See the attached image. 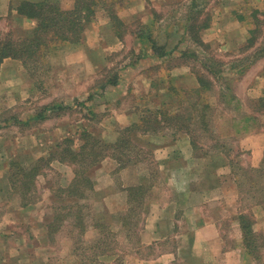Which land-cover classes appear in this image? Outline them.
<instances>
[{
	"label": "crops",
	"instance_id": "obj_1",
	"mask_svg": "<svg viewBox=\"0 0 264 264\" xmlns=\"http://www.w3.org/2000/svg\"><path fill=\"white\" fill-rule=\"evenodd\" d=\"M43 1L0 0V22H4L1 28H4V25H9L7 29L0 30V42L7 41V39L18 42L26 38L36 27V21L19 14L18 7L23 2L39 3ZM149 1L155 5L160 2V0ZM161 1L165 4L168 1L176 0ZM137 2L139 0H129L125 6V12H121V10L114 13V17L116 16L120 22L115 23L112 19L113 15L92 17L83 24L81 38L78 42L72 39L58 42L49 50H44L39 58H35V60L40 59L45 62L47 67L54 72L56 70L63 78L67 77L70 79L69 81H73L76 58L79 63L83 61V70L86 69V66L91 70L93 59L97 62L101 60L99 59L101 57L102 63H104V58L109 59L108 56H111L113 50L112 45L107 44L108 37L112 39V42L116 41L114 43L116 46L122 43L123 36L120 37L121 32L117 33L116 29L130 27L129 29L132 30L133 26H130L131 23L129 22L136 17H142V15H145L149 20L146 27L150 33L137 35L134 31L130 32L134 34L129 38L128 48L129 55L134 57V61L130 64H124L123 69H120L122 71H118L117 81H114L111 88L93 89L92 86L80 88L78 91L76 90V98L74 88L64 90L61 100H57L58 103L65 104L63 118H59L56 123L52 124L50 130L54 128L53 131L45 130L43 127L44 122L49 121H40V123L36 121L43 116L42 112L48 113L49 108L52 109L58 103L55 102L50 105L47 103L44 105L45 110L43 109L38 113L37 108L32 106L33 102L29 101L34 93L33 88H26L30 94V99L22 102V105H31V107H26L25 115L16 117L15 120L17 126L23 128L22 137H6L5 140L13 150L9 149V154L5 155L3 164H1L3 176L0 177L5 178L6 183H2L5 181L0 178V264H60V258L57 255L62 249V252H66L65 255L68 256L67 262L69 264H76L77 262L75 240L67 238V241L66 239L64 241V237L60 238V235H57L55 242L53 237H50L48 229L50 222L48 224H44V222L51 221L53 215L51 218L49 217L50 213L47 212L43 198L32 196L37 190V179L44 176L43 169L35 177L29 193V191H24L25 189L21 190L13 182L12 167L14 162L24 168L26 172L40 159L54 158L53 156L66 140L74 139L76 134L83 131L90 132L89 130H93L99 134V140L105 144H115L123 136L119 134V131L132 129L135 125L142 126L147 119H152L151 127H147L146 130L142 129L138 134H135L138 140H135L133 144L134 151H130L128 154L114 148L108 150L106 154L109 155L101 158L96 165L88 170L92 190L86 192L84 199L67 197L65 202L89 206L95 219L99 218L100 222L106 217L112 220L110 228L113 227L111 229H114L112 236L117 241L115 242L116 246L114 245L115 248L111 249L110 255H108L109 252H106L107 250H102L98 254L99 263L97 264H109L110 261H112L111 264H247L246 258H249L250 261L249 252L244 246L239 219L243 214L240 212L232 213L230 207L227 206L229 214L225 218V223L222 224L219 222L217 206L212 209V212L210 210L215 205L217 196L224 194L226 192L224 190L233 186V183L222 179L223 176H221L222 178L219 176L217 173L219 167L214 168L217 169L215 172L216 180L200 179L198 172L197 165L203 162L206 163L203 168L209 169L207 167L211 165L212 151L217 144H214L210 150L201 148V145L196 143V138L194 140L190 136L189 127L179 131L178 128L181 124L176 126L180 123L179 121L174 125L172 122L166 125L167 121L172 120L171 114L175 111H172V102L169 103L170 97L172 98L171 86L181 97L190 91L198 95L197 100L191 103V107L197 113L199 112L197 117L201 121L204 116L201 118L199 115L203 114L201 113L203 110L214 112L213 106L216 105L214 104L216 98L213 94L215 89L221 91L223 88H214L212 83L209 84L210 87L208 86L205 95L207 101H204V91L200 92L201 88L198 81V76L204 77V75L198 71H193L191 65L188 64L189 48L187 45L184 46L188 42V35L185 30L187 20L177 15L181 3H178L177 6L173 5L169 9H165V7L164 13L169 14L166 17V15L160 14L158 7L149 6L147 11H136L137 8L134 4ZM60 7L65 10L71 8V6L66 8L63 5ZM217 9V12L210 13L212 16L210 25L201 32V40L204 43L210 45L214 42L213 35L206 38L205 33H214L216 29L219 31L226 29L225 26L228 22H238L239 26L234 31L236 33L238 31L239 35L241 33L242 36L246 33L249 25L246 24L247 22H241L236 18L234 15L236 11L233 9L225 10L218 6ZM173 16H175L174 19ZM174 26H177V30H182L178 40L172 38L171 29ZM15 27L16 29L21 28V36L12 35L15 32ZM161 29L165 30V35L161 37L164 39L163 41H157L158 38H151L152 30L159 33ZM93 32L100 33L97 36L99 40L97 44L95 41H91ZM229 39L231 40L225 41L237 45L236 34ZM245 40L246 35L244 42ZM188 44L190 45V42ZM182 45L183 47H181ZM93 46L101 52L99 58H93V55L96 56ZM155 46L161 47L164 52L159 53ZM236 48L238 47L234 46L230 49ZM47 50L48 53H46ZM107 50L108 53H106ZM76 51L82 52V55L77 54ZM27 60V57L20 59L6 57L0 63V72L7 67H5L6 63L11 65L14 63L15 66H18V63L21 62L25 66ZM57 60L60 61V66L54 68L53 65ZM69 61L73 64H70ZM173 61L176 62V65L173 64ZM122 72L130 77L121 76L123 75ZM80 73L82 74V72ZM88 75L91 76L89 71ZM82 76L86 78L87 74L84 72ZM53 78L56 80L54 76ZM133 82L138 83L139 88H119L122 85L126 87ZM166 82L169 85L168 88L165 87ZM55 89L59 88L53 90ZM95 91H104V94L114 95L104 102L105 110L108 109L109 114L113 116L109 118L107 114L104 119L101 118L99 120L100 126L97 128H93L91 120L93 114L98 113L99 110H96L97 107L91 99L89 100L91 92ZM159 93L162 94V102L160 103L163 104L164 109H168L167 119L166 117L162 119L161 114L156 113L159 111H156L158 104L153 100L161 98ZM165 97H168L169 100L166 101ZM218 97L219 95L217 100ZM76 100L80 101L81 111H84V115L81 118L71 119L69 110L74 108L73 102ZM204 106L206 107L204 108ZM58 109H60L59 106ZM45 116L48 115L44 113L43 117ZM202 126L205 125L202 124ZM44 132L48 135H44ZM43 138L47 139L49 144L38 146L36 141ZM12 140L20 143L24 142L22 140L35 142L34 145L36 146L20 152ZM155 141H157L156 143L163 141L162 147H157L154 144ZM21 156L27 158L22 160L19 158ZM258 158L256 155L254 164L257 163ZM50 165L53 167L55 165L63 166L68 169L66 173L69 170L72 172V178L67 180L64 175L59 183V187L62 189L68 187L74 179V166L69 165L68 162H59L57 159L51 160ZM211 174L214 175L213 169L208 176ZM233 201L237 200L233 199ZM81 216L82 214L79 220H81ZM97 216L99 217L97 218ZM14 225H19L20 228L14 230ZM95 226L90 229L85 224L81 231L85 236L90 233L95 235L98 228ZM104 226L108 227V224ZM31 230L33 231L31 232ZM230 234L232 235L230 236ZM104 238L105 236L100 237L99 242L103 243ZM64 243L65 246H63ZM123 245H131L132 248L125 250ZM125 252H128L126 257L129 260L122 256V253ZM41 254L47 255L44 260L41 258ZM119 256L120 259H118ZM236 257L239 260H236Z\"/></svg>",
	"mask_w": 264,
	"mask_h": 264
},
{
	"label": "rangeland",
	"instance_id": "obj_2",
	"mask_svg": "<svg viewBox=\"0 0 264 264\" xmlns=\"http://www.w3.org/2000/svg\"><path fill=\"white\" fill-rule=\"evenodd\" d=\"M192 1H194L193 4H191ZM73 2L74 0H60L59 3L67 8L72 6ZM163 3L164 2L160 0V2L155 5L153 3L151 4L149 0H139L134 6L137 8L136 11L139 12L147 11L149 6L158 7L160 9V14H164L163 16L166 15L167 17L168 13H164V10L181 3L179 5L181 7H178L177 15H180L184 20H187L188 24V14L192 10H200L201 8H203V13L206 11L215 13L218 10L217 6L225 10L233 9V11H236L238 14H241V12L246 13V20L247 23H249V27L248 30L246 29V33L242 36L241 33L239 35L238 31L237 33L234 31L237 29V26H239L238 22H228L227 26H225L226 29L220 30L222 31L221 33L217 29L214 33H205L206 38L213 35L214 42L211 43L209 47L212 49V52H214V58H216L218 62L216 60V62H207V59L210 57L209 51H207L206 48L197 46L192 47V53L193 55L195 54L196 57L190 56L187 58L188 64L191 65V69L195 72L198 71V73H202L204 77H206V84L211 81L214 88H223L221 91H217L216 89L214 91L213 95L216 98V102L214 103L216 105L213 106L214 112L205 110L203 112L204 118L201 121V119L197 117L199 112L197 113L196 110L191 107V103L197 100L198 95L195 92L190 91L186 92L185 95L181 94L183 95L181 97L180 94L173 89L174 87L171 86L172 89L170 91L172 92V98L170 97L169 100L168 97H165V100H169V103L172 102V111H175L171 114L172 120L167 121L166 125L169 122H172L174 125L179 121L180 123L176 124V126L181 124L178 128L179 131H183L186 127H189L190 136H192L193 139L196 138V143H199L201 148L210 150L213 148L212 146L214 144H217L212 151L213 157L210 158L211 165L207 167L209 169L207 170L203 168V166H206V163L204 162L197 165L200 179H209L210 181L216 180L215 172L217 169L215 170L214 168L219 167L217 172L219 173V176H223V178H221L224 180L231 181L233 183V186L231 187L234 189L231 187L227 188L224 190V192L226 191L224 193L225 195L223 193L220 196L218 195L214 202L215 205L211 207L210 210L212 212V209L217 206V214H219L220 217L219 222L222 224L225 223V218L229 214L227 206L230 207L232 213L240 212L247 217V220L250 219L253 223L252 229L255 238L251 248H246L244 244L245 249L250 255V261L249 258H246L245 260L246 263L248 262L247 264H264V114L262 111L258 110V99L264 98V0H247L246 3H243V0H176L168 1L165 4ZM118 4L121 6L115 5L113 2H108V5H102V7L98 6L95 9V15L97 16L94 15L93 17L114 16L115 12H120L121 10V12H125L127 2ZM188 5L189 7H187ZM193 13L195 12H191V14ZM172 18L174 19L175 16ZM201 19L200 23L204 20V14ZM148 21L147 17L142 15V17H136L129 22L134 30L129 29L130 27L126 29H124L125 27L116 29L117 33L121 32V35L123 36L121 39L122 43L116 46L114 44L116 41L112 42V39L108 37L107 44L112 45L111 47L113 51L111 56H108L109 59L104 58V63H102V58L98 57L101 52L97 46V49L93 46V51L96 53V56L93 55V58L98 57L101 60L96 62L95 59H93L91 70L87 66L86 69L83 70V61H80L79 63V60L76 58L74 61L75 69H73V74L75 77L73 81H69L70 79L67 77L63 78L61 74L57 73L56 70L54 72L40 59H28L25 62V66L21 62L18 63V66H15L14 63H12V65L10 63L5 64L7 69L5 68L0 72V176H3L1 164H3V160L6 157L5 155L9 154V149L13 150L5 139L6 137H22L21 131L23 128L17 126L15 120L16 117H23L25 115L27 110L26 107H31V105H22V102L30 99V94H28L26 88H33L34 93L29 101L33 102L32 106L37 108L38 113L43 109L45 110L44 105L47 103H49V105L55 102L58 103L57 100H61L62 93L66 88L75 89V98L77 97V91L80 88H88V86L89 88L92 86L93 89L111 88L112 83L117 81L118 71L123 69L124 64H130L134 61V57L129 55L130 51L128 48V42L130 36L132 37L134 33H137V35L139 33H150V30L146 27ZM3 24L4 22H0V30H5L9 26L4 25V28H1L3 27ZM14 30L15 32L12 34L13 36L18 37L22 35L21 28L16 29L15 27ZM131 31H134V33H130ZM251 31L254 32V36L252 35L254 41L252 45L248 46L247 39L244 42V36L246 35V38L249 39L251 37ZM151 32V38H158L157 41L164 40L161 39V37L165 35L164 29L159 30V33L155 30H152ZM171 32L174 40H178L182 34V30H177V26H174L173 29H171ZM99 34V32H93L91 35V41H95V44L99 43L97 37ZM235 34L237 35L238 40L237 45L225 41H230L231 39H229V37H234ZM173 39L172 41L174 42ZM188 42L187 44H184V46L187 45L189 47L190 45ZM234 46H237L238 48L230 49ZM181 47H183V45ZM48 50L46 53H48ZM108 52L109 51L107 50L106 53ZM76 53L82 55V52L76 51ZM69 63L73 64L70 61ZM212 63L213 66L221 64L217 68L215 67L217 70H221L222 73L220 77H217L216 75L217 78H215V73L209 72L203 68V65L205 66ZM173 64L176 65V62L173 61ZM234 65L236 66V69H234ZM59 66L60 61L57 60L53 67L55 68ZM88 71L91 73V76L88 75ZM80 72H82V74ZM84 72L88 77L86 76V78H83L82 75ZM121 76L130 77L128 74L126 75V73ZM208 85L209 84H207V86ZM124 86L125 85H122L119 88H139L138 83L136 82L126 85V87ZM165 87L168 88L169 85H165ZM54 88L59 89L53 90ZM203 91L204 95H206L207 89L204 88ZM218 95L219 97L217 100ZM159 96L161 98L153 100V102L155 101V103L158 104L156 105V111L160 110L163 105L160 103L162 102V94L159 93ZM112 97H114V95L110 93L104 94V91L91 92L89 100L91 99L95 107L98 108H96V110H99L98 113H94L92 116L91 123L93 128L99 127V120L101 118L104 119L107 114L109 118L113 116L109 114L107 111L108 109L105 110L104 103L107 98ZM206 99L207 97L204 96L205 102ZM58 106L60 109H58ZM64 106V103L55 104L52 109L49 108L50 111L48 113L42 112L43 116L44 113L48 116H41L39 118L40 120H37L36 122L40 123V121H49L44 122L43 127L45 130L53 131L54 128L50 130L52 124L56 123L59 118H63ZM73 106L74 108L69 110V117L71 119L81 118L84 115V111H81L82 106L80 101H74ZM151 115L152 114H150V116ZM177 116L180 117L176 118ZM202 122L206 123V125L202 126ZM89 131L93 136L99 139V134L95 133L93 130ZM123 132L124 130L119 131V134L123 135ZM44 133V135H48L46 132ZM78 137L79 135L76 134L74 137L75 141L70 145L73 149H77L83 142L82 140H76ZM22 141L24 142L20 143L12 140V142L18 146L17 150L20 152L27 150L29 147L36 146L34 145L35 142ZM156 142L157 141H155L154 144L157 147H162L163 141ZM36 144L41 146L43 144H49V142L47 139L43 138L40 141H36ZM65 146V143L61 145V147ZM21 147H23V150L19 149ZM157 149L159 150V148ZM256 155L259 158L257 163L254 164ZM19 158L25 160L27 157L21 156ZM68 163L73 166L71 162ZM143 167L145 166L143 165ZM12 168L14 172L16 169L14 166ZM42 169L44 176H40L39 179H37V190L35 195L32 196H34V198H43L44 204L47 206V212L50 213L49 217L51 218L52 215L54 217H52V219H54L53 221L51 219V221L44 222V224L50 222L48 228L50 237H53L55 242L57 241V239L55 240L57 235H60V238L64 237V241L65 239L67 241V238L75 240V245L77 246L75 252V258L77 259L76 264L99 263L97 258L98 254L101 253L102 250H107L106 252H109L108 255H110L112 252L111 249H114L116 246L115 242L117 241L114 236H112L114 229H111L113 227L110 228L112 220L106 217V219L100 222L101 220H99V216H97L98 219H95L94 213L90 211V207L82 204L81 220H79L80 215L78 216L77 214L79 212L73 215H70V213L68 214V207L71 206L72 203H65L67 201V194L60 192L62 187H59V183L64 175V178L66 177L67 180L72 178V172L69 170L66 173L68 169L59 165H55V167L50 165V167H44ZM211 169L214 170V175L211 174L208 176ZM4 179L5 178H1V180L5 181ZM2 183H6V181ZM233 199H236L237 201H233ZM74 210H72V212ZM31 212L30 214L33 215ZM83 218L84 221H82ZM85 224H87L90 229L96 225L95 227H98L96 231L97 234L94 235L93 233H90L85 236L81 231V228L83 229ZM106 224H108V227L104 226ZM19 228V225H14V230H18ZM32 231L33 230H31V232ZM231 235L232 234H230V236ZM102 236H105V238L103 243H100L99 238ZM63 246H65V243ZM123 248L126 250L132 248V246L123 245ZM62 251L63 249L57 255V257L60 258V264H69L67 262L68 256L65 255L66 252ZM127 253L128 252L122 253V256L125 257V259H128V257H126ZM46 256V254H41L43 260ZM118 259H120V256ZM236 260L239 259L236 257ZM111 263L112 261H110L109 264Z\"/></svg>",
	"mask_w": 264,
	"mask_h": 264
},
{
	"label": "trees",
	"instance_id": "obj_3",
	"mask_svg": "<svg viewBox=\"0 0 264 264\" xmlns=\"http://www.w3.org/2000/svg\"><path fill=\"white\" fill-rule=\"evenodd\" d=\"M128 1L129 0H74L69 10H65L60 7V0H44L43 2L39 3L23 2L18 7V13L26 16L27 18L35 20L36 27L30 34L27 35L26 38L21 41L14 42L10 39H7V41L0 42V63L4 58L9 56L19 59L24 57H27L28 59L39 58L44 50L49 49L58 42H63L69 39L76 40L78 42L81 38L83 24H85L95 15V9L98 6L102 7V5H108V2H113L115 5H119L118 3L122 4L123 2ZM193 2L194 1H192L191 4H193ZM246 2L247 0H243V3ZM187 7H189V5ZM191 12L195 13L191 14ZM191 12L187 17V19H189V24L187 21L185 26V30L188 35V41L190 42V46L188 47V57H196L195 54L193 55L192 53V47L197 46L206 48V50L209 51L210 57L207 59V62L210 63L215 61L216 58H214L215 55L214 52H212V49H210V45L204 43L201 40V32H203L205 28L210 25L212 16L209 11L203 13V8L200 10H192ZM234 13L239 21H245V23L247 22V16L245 12H241V14H238L237 12ZM203 14L204 20L202 23H200ZM112 19L115 23L120 22L116 16H113ZM246 24L249 25V23ZM253 33L254 32L251 31V37L249 39L246 38L248 46L253 44ZM120 37H122L121 34ZM155 47L156 51L159 53L162 54L164 52V49L161 47ZM216 61L218 62V60ZM220 65L221 64H217L213 66L212 63L203 66L207 71L213 72L215 73V76L217 75V77H220L222 72L221 70L216 69ZM234 69H236L235 65ZM205 79L206 78L204 77L198 76V81L201 88L200 92H203L204 88H208L209 85L207 86V84H211V81H208L209 83L206 84ZM205 107L206 106H204V108ZM167 110L168 109H164L162 106V108H160V110L156 113L161 114L162 119L165 117L167 119ZM258 110L262 111L264 114V98L258 99ZM199 116L201 117L203 114ZM151 121L152 119H147L145 120V124H142V126L135 125L132 129L128 128V130H124L123 136L120 137V139L115 144L110 145L105 144L101 140L97 139L90 132L83 131L78 134V139L82 140L83 142L77 149H73L70 146L73 144L74 139H68L64 142L66 146L60 147L55 153V156H53L54 158L40 159L35 162L26 172L24 168L14 162L13 166L16 170L12 174L14 177L13 182L16 186H19L21 190L25 189L24 191H29L30 193L35 177L41 173L42 168L50 167L51 160L57 159L62 163L68 161L74 166V179L68 187L61 189L60 192L66 193L67 197L71 199H84L86 197V192L92 190V183L88 177V170L92 166L96 165L101 158L103 159V157L109 155L106 154V152L111 148H114L117 151L126 152L128 154H130V151H134L133 144L135 140H138L135 134H138V132H140L142 129L146 130L147 127H151ZM203 125L206 124L203 123ZM132 134L134 135L132 136ZM82 207V205L72 203L71 206L68 207L69 211L67 213L73 215L79 212L77 213L79 216L82 213ZM72 210L75 212H72ZM239 219L241 222L244 244L246 248H251L255 238V234L252 229L253 223L250 219L247 220V217L244 214L241 215Z\"/></svg>",
	"mask_w": 264,
	"mask_h": 264
}]
</instances>
